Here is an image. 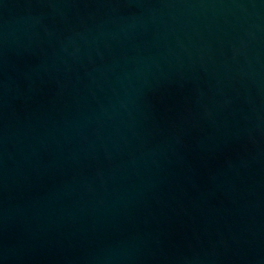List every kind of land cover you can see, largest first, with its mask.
Returning a JSON list of instances; mask_svg holds the SVG:
<instances>
[{"label":"water","instance_id":"water-1","mask_svg":"<svg viewBox=\"0 0 264 264\" xmlns=\"http://www.w3.org/2000/svg\"><path fill=\"white\" fill-rule=\"evenodd\" d=\"M0 264H264V0H0Z\"/></svg>","mask_w":264,"mask_h":264}]
</instances>
